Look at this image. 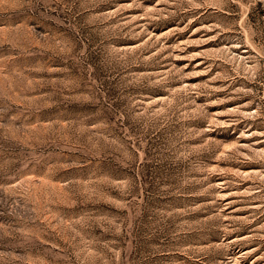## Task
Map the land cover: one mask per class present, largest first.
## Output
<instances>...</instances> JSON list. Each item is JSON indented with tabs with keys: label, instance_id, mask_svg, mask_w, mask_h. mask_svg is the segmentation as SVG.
<instances>
[{
	"label": "rangeland",
	"instance_id": "obj_1",
	"mask_svg": "<svg viewBox=\"0 0 264 264\" xmlns=\"http://www.w3.org/2000/svg\"><path fill=\"white\" fill-rule=\"evenodd\" d=\"M0 264H264V0H0Z\"/></svg>",
	"mask_w": 264,
	"mask_h": 264
}]
</instances>
